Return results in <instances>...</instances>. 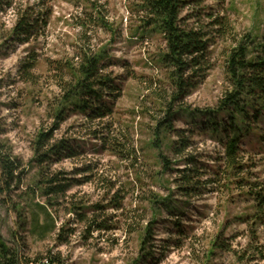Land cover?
Returning <instances> with one entry per match:
<instances>
[{"label":"rangeland","instance_id":"obj_1","mask_svg":"<svg viewBox=\"0 0 264 264\" xmlns=\"http://www.w3.org/2000/svg\"><path fill=\"white\" fill-rule=\"evenodd\" d=\"M185 1L182 24L206 36L208 54L177 96L160 60L166 41L143 0H0V150L22 165L11 187L0 168L9 250L1 258L0 245V264L50 252L66 264H264V212L255 206L264 197V107L217 109L232 48L247 35L264 38V0ZM223 17L225 34L215 24ZM19 20L35 26L17 38ZM84 46L105 50L112 113L92 120L69 111L61 122L56 67L76 63ZM56 124L55 142L74 156L40 166L34 141ZM237 133L242 173L224 165L223 143ZM54 176L67 190L46 196Z\"/></svg>","mask_w":264,"mask_h":264},{"label":"trees","instance_id":"obj_2","mask_svg":"<svg viewBox=\"0 0 264 264\" xmlns=\"http://www.w3.org/2000/svg\"><path fill=\"white\" fill-rule=\"evenodd\" d=\"M185 0H143L141 8L146 13L148 24L161 32L166 41L167 50L161 57V62L171 69V80L177 91V96L185 94L192 86L188 79H185L188 71L196 72L205 66L208 54L206 36L200 31L184 27L181 12L185 6ZM215 24L219 30L225 34L228 24L225 17L216 19ZM35 26L32 20H19L13 33L17 38L26 36ZM105 50H92L80 47L77 53V62L59 63L56 70L60 72L58 86L63 93L59 103L58 115L61 122L66 120L68 112L81 113L92 120L103 119L112 113V110L104 102L109 91L115 89L114 79L107 74L103 62L106 59ZM33 65L29 67V71ZM226 74L229 88L219 101L218 111H229L231 108L240 110V104L244 102H260L264 107V38L262 42L247 35L239 43L236 42L226 61ZM31 79V77H30ZM29 79V80H30ZM61 108V109H60ZM259 112V111H258ZM167 128L170 130L171 125ZM231 128L237 129L235 125ZM58 125H54L47 132L38 133L34 141V153L37 163L42 166L53 157L60 160L70 154V147L65 140L55 142V132ZM241 134V131H239ZM240 134L227 136L223 143L225 148L224 165L226 169L242 173L244 166L240 157ZM117 146V144H116ZM120 146V145H119ZM186 144H181L177 149V154H182L186 150ZM0 168L3 175V182L7 187H11L19 180L21 163L12 157V153H3L0 150ZM190 174H185L184 179L190 178ZM59 177L54 176L47 179L43 188L46 196H55L64 193L67 187L57 185ZM56 184V185H54ZM54 185V186H48ZM3 193L0 189V195ZM258 200L256 208L258 212H264V197H256ZM2 248L1 258H7L8 247L0 240ZM66 264L61 254L48 253L41 259L28 261L27 264ZM5 264H20L17 253L12 254Z\"/></svg>","mask_w":264,"mask_h":264}]
</instances>
